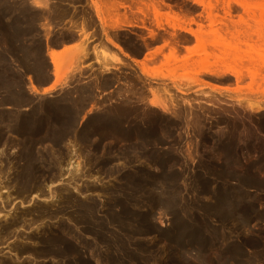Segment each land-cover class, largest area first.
Masks as SVG:
<instances>
[{
	"label": "rangeland",
	"instance_id": "1",
	"mask_svg": "<svg viewBox=\"0 0 264 264\" xmlns=\"http://www.w3.org/2000/svg\"><path fill=\"white\" fill-rule=\"evenodd\" d=\"M17 1L18 3L27 2V0ZM199 1L206 8L203 5L195 4L194 0H85V2L81 0L80 3H77L84 9L90 10L92 17L90 19L94 21L93 27L98 32L102 29H96H99V25L102 26L97 21L93 4L111 6L110 17L112 19L128 20V22L131 20L132 22H130L134 25L143 19L142 10L143 14L148 15L144 18L145 27L147 26L148 29L151 28L150 25L155 28L156 23L151 5L155 3H160L158 11L161 20H172L174 13L169 10L168 6H170L177 12L181 9L179 11L182 12L181 16H185L181 17V20H185L186 27L189 28V20L202 24L199 35L208 42V50L196 49L195 39L190 34L177 30V34L181 35L177 39L178 53L170 55V47H165L166 49L164 48L160 53L161 56L159 54L160 58L157 56L154 62L146 63V68L156 77L154 79L151 77L149 80L142 76L143 82L134 79L138 84H136L137 86L128 85V87L126 85L121 87L122 89L127 88V92L121 94L122 96L126 94V98L128 96V104L136 106L140 104L139 108L142 107L141 111L145 114H151L154 111V114H151L154 117L156 115L164 116V118L168 117L173 119L172 121L179 122L182 121V117L172 113L173 109L187 108L192 112L195 111L196 114V111H199L200 119L199 117V120L196 119L199 121L197 125L186 126L181 123L182 126L178 124L179 126L172 127L173 129L167 134L162 131L164 129H161L160 125L155 124L154 127L157 126L155 130H158L156 137L158 139L160 137V139L155 140V137H152L149 145L143 144L142 146H138L137 140H126L118 134L110 137L92 133L79 134L77 130L86 123L89 116L95 113L101 114L108 106L118 104L123 97L119 95L117 86L109 88L87 87L85 88L86 92L80 88L76 89V87L74 90L70 83L76 79L72 75L77 70L72 71L75 67L70 66L71 61L68 63L69 65L67 64L71 70L68 69L65 74L61 82L62 88L59 85L56 90L51 93H44L45 95H39V93L37 95L28 91V94L33 98L32 100L37 101L36 103L33 102L34 104L30 103L31 106L28 104L29 102H26L25 106H22L24 102L15 106L9 102L2 103L0 101V147H8L6 151L10 154L11 159L17 154L15 153L17 152L16 147H28L33 155H28L29 152L27 151H25V155L23 152L22 164H29L33 169L35 167L45 191V195L40 197L35 196V194L32 197L29 195L30 203L17 199L13 200L12 205L6 209L15 206L17 210H22L30 207L33 202L47 205L56 200V206L52 208L58 207L61 213L55 218L45 216L41 220L42 223L41 221L38 222L43 225L41 227L47 229L49 226L56 229L59 223L64 224L70 228L69 236L65 239L71 246L80 248L79 259L65 254L63 250L65 245L59 244L55 247L59 251L58 255L45 253L40 254L41 256L38 258L34 257V259L31 255L26 254L17 260L14 252L7 247L8 243H11V239L8 243L0 245V260H5L3 264H21L22 262L24 264H79L81 261L88 264H177L176 262L178 264L179 262L181 264H250L251 261L253 262L251 264H264V242L259 249L245 247L242 254L244 256L235 255L229 258L230 253L227 254L223 251L224 249L229 251L228 245L230 246L234 242L240 244L242 240L251 235L259 237L260 233L258 232L264 230V218L251 221L247 227H241L242 229L237 223L242 213L247 210H250L251 218L256 215L252 213L254 210L257 214L264 210V199H262L264 194V149L260 145L261 142L255 146V137L247 133L248 128L254 132L256 137L258 136L257 138L264 141V130L261 131L258 128V120L264 116V107L262 106L264 105V0ZM142 3L146 4L149 9L144 7ZM149 5L151 6L149 7ZM227 5L230 6L229 11L226 9ZM209 6H212L210 18L207 11L204 10L209 9ZM99 13L102 16L108 15L106 10ZM40 21L42 23L43 20ZM41 23H38L37 28ZM195 23L190 24V28L197 31L198 27ZM134 25L124 28V30L129 29L127 34L131 32L135 35L134 38L131 36L135 42L130 41L131 43H129V56L124 57L131 64L133 63L132 58L137 56L136 58L140 60L145 53V48L140 49L141 41L136 40L137 35L145 34V30ZM41 26L40 28H42ZM93 27L87 28L86 32L89 33ZM40 28L38 31L42 32L43 35V29ZM164 29L158 30V38L160 35H165L164 41L168 42L167 37L169 36L167 35L172 29L167 26ZM34 30L36 29L34 28ZM116 31L117 29L115 31L108 30V36L111 33L113 35ZM40 33L38 35L39 41L40 38L42 39ZM89 34L94 35V32ZM102 38L104 39V35ZM119 39L123 38L119 37ZM90 40H93L92 44L100 42L96 36ZM216 41L218 45L210 44ZM153 44L159 46L160 42ZM132 46L136 48L132 49ZM186 47H189L190 50L184 49ZM133 50L136 52L134 54L137 55L132 54ZM235 50L242 57L238 53L235 54ZM188 52L189 54H187ZM185 54L187 55L185 56ZM237 54L239 59L236 57ZM164 55L169 59L161 60ZM17 56L12 55L9 61L15 70H19L16 61ZM186 58L188 62L184 63ZM90 60L84 59L83 70L87 68ZM47 61L49 64V58ZM132 65L131 68L137 69L134 64ZM127 67L119 70V72L122 71V74L127 71L132 72V69ZM49 68L51 74V64H49ZM204 70L207 71L204 72ZM209 70L215 74L216 72L223 74L212 75ZM236 71L243 75L240 80H236V77L231 74ZM30 75L33 76L27 74L26 76L23 75L21 79L28 83L27 77L32 78ZM83 75L88 76L89 72H85ZM169 77H173L177 81L173 83ZM81 80L84 81V79ZM66 84L70 86H64ZM27 85L29 86V84ZM1 87L0 99L8 94L5 91L8 90V87L5 85ZM133 88L138 91L135 92ZM143 89L145 92L139 93ZM133 94L135 95L133 96ZM60 95H63L64 99L66 97V100H61V104L65 105L61 106L62 109L61 107L58 109L61 118L58 123L55 121L53 125L50 124L49 112V115L44 113V116L42 110L41 114L43 115H38L40 118L37 116L29 122L28 126V121L24 117L34 107L40 110L38 101L49 100V98L54 101L53 97ZM142 95L144 99H141ZM79 97L87 98L79 100ZM70 99L72 102H69ZM74 99H78L75 105ZM137 99L140 102H137ZM174 99L179 102H174ZM250 104H259L261 109L252 110L249 108ZM191 105L194 106L191 107ZM47 111L49 110L47 109ZM17 115L21 117L20 120L15 119ZM23 120L25 121L23 122ZM10 124H15L16 127ZM141 126L145 128V124H141ZM68 161H71V167ZM160 161H167V165ZM72 162L74 165H78L75 170L72 168ZM69 167L70 169L67 170ZM5 190L7 189H2V191ZM52 195L55 197L51 201L50 196ZM65 196H71L70 202L63 201ZM244 196L248 197L245 198ZM237 198L240 201L236 200ZM215 200L217 202L223 201L221 202L222 208L232 213L231 215L234 217L231 219L232 221L230 219V222L218 220L219 215L215 211H211V205L216 203ZM243 200L246 201L243 203ZM82 201L93 202L95 207L94 217L89 218L91 221L88 220L89 225L80 223L82 221L77 219L79 217L74 213L76 212L75 205ZM246 202L248 205L245 204ZM234 204L235 206H233ZM229 206L235 207L236 211L233 210L232 212L233 208ZM236 207H242V210ZM126 210H129L132 215H125ZM243 210L245 211L243 212ZM175 215H179L181 219L188 221L193 228L197 229L200 235L199 241L194 238L195 233L193 236L190 235L192 237H186V240L184 239L182 242L172 241L165 237L164 233L160 234V231L165 232L173 229L176 224ZM236 215L239 216L238 219ZM36 225H30L20 232L26 236L34 230ZM101 226L102 229L104 228L102 230L104 240L96 238L97 230ZM88 227L91 228V232L86 230ZM238 230L240 231L238 232ZM207 239L210 244L207 243ZM24 242L27 243L26 245L33 246L28 239Z\"/></svg>",
	"mask_w": 264,
	"mask_h": 264
},
{
	"label": "bare ground",
	"instance_id": "2",
	"mask_svg": "<svg viewBox=\"0 0 264 264\" xmlns=\"http://www.w3.org/2000/svg\"><path fill=\"white\" fill-rule=\"evenodd\" d=\"M66 1H68V2H66ZM80 1L81 0H27V2L24 1L25 4L21 3V2H20L21 3L20 4V3H18V1L16 2V0H0V85L1 86L5 85L8 87V90H5L8 93L7 96L0 99V101H2V103L9 102L12 105L18 106V105H20V103L22 104L24 102L22 104V106L23 105L25 106V103L29 102L28 104L30 105V103H33L34 101L32 100L33 98H31V96L28 94V91L31 93L37 94V95L39 93V95H40V94H44V93L53 92L54 90H56L59 87V85H60V88H62L61 82L63 81L65 74L68 72V69L70 68V67H68V65H69L68 63L70 61L72 64V65L70 64V66L75 67L74 70H72V71L77 70L76 72H73L75 74L72 75L76 79L73 78L74 82L71 81L73 83H70L72 85L71 87H73V89L76 87V89L80 88V89H83V91H85V88H87V87H89V88L90 87L109 88L112 86H117L118 87L117 91H119L120 92L119 95L122 96V94H121L122 92H124V93L127 92V88L126 89L123 88L124 89V91H123V89L121 88L122 86L124 87L126 85L127 86L131 85L134 87V86L138 85L134 81V79L142 81L143 80L142 76L145 77L146 79H149V80L151 77L153 79L156 77L151 72H149V70L146 68V63L149 61L154 62V59L157 56L159 57V54L163 51V49L165 47H170L169 48L170 55H175L176 53H178L177 50L179 48L177 45L178 44L177 39L179 38L178 36H181V35L177 34V30L190 34L195 39V43H196L195 48L196 49H199V50L204 49V51L208 50L207 49L208 48V42L205 39L201 38L199 35V33H201L202 24L195 23L193 20H189L190 21V23H188L189 28L186 27L185 20H181V17H185V16H181L182 12H179L181 9L177 12L176 10H173L172 7H170V6H168L169 10L172 11V13H174L172 20H170V19H164V20L162 19L161 20L160 15H159V11H158V8H160L159 7L160 3L159 4L158 3L151 4L152 8H153L154 20H155L156 24H155V28H153V26L150 25V27H151L150 29H148L147 26H146L147 28L145 27V19L144 18L148 17V15L143 14L142 10H141V13L144 16L143 19H141V21H139V23H135V25H134L131 23L132 22L131 20H130L131 22L130 21L128 22V20L127 21H124V20L121 21L120 19H117V18L112 19L110 17L111 6L105 7L104 4H103L104 6H97V4H93L94 10H95V16L97 17V21L100 22V24L103 28L100 27V29H98V28L96 29V30L102 29L100 31V32H102V35L100 34V32L94 31V35L99 38L100 42H98L96 44H92L93 40H90V38L94 37V35H90L88 32H86V30H87V28L89 29V28L93 27V25H95V24L93 23L94 21L92 19H90L92 17L90 16V12H89L90 10L89 9L86 10L83 7L78 8V6L77 7L75 6V4H77L78 2L80 3ZM84 2H85V0H84ZM194 3L197 5H201V6L203 5L204 6V4L199 0H194ZM162 4H164V3H162ZM143 5H144V7H147L146 4H143ZM151 5H149V7ZM102 7H104V9H102ZM229 7H230L229 5L226 6L227 11H229ZM34 8H35V10H34ZM211 8H212V6H209V9L207 8V10L203 8L205 11H207V14L209 15V16L208 15L207 16L209 18L211 16ZM103 10H106V12L108 13L107 16L100 15L99 12L103 13ZM246 10H247V8H246ZM212 18H214V17L212 16ZM85 19H86V21H85ZM40 20H43L42 23ZM38 23H41L40 25H42L41 26L42 28H40V25L38 28L43 29V32H44L43 35L41 34L42 32L40 33V31H38V28H37ZM192 23H195L196 26L198 27L197 31H194L190 28V24H192ZM181 24H183V25H181ZM133 25L135 27H138V28L141 27L142 29L145 30L144 35L139 33V35H142V36H138L136 33V35H137L136 40H140L142 43V46L139 43V46H141L140 49L142 47L145 48V53L143 54L142 59H140V60L137 59L136 58L137 56L135 58L131 59V61L133 62L132 64H134L135 65L134 67H137V69L131 68V66L133 67V65L131 63H129V61H126L124 59V57L127 58L129 56L128 50H129V43H131L130 41H133L132 43L135 42L133 39L135 35L132 34L131 32L127 34L126 32H128L129 29L124 30V28H125V26L129 28V26L131 27ZM138 25H140V26H138ZM165 26L171 28L173 31V32L171 31L172 33L169 32V35H167L170 38L166 36L167 39L169 40L168 42L164 41L165 35H160V37L158 38V35H159L158 30H160V29L165 30L164 29ZM34 28L36 30H34ZM116 29H117V31L115 33H113V35H111L112 33L110 32L111 36L110 35L108 36V34H109L108 30L109 31H111V30L115 31ZM39 33L42 35V39L40 38V41H39V37H38ZM126 34H127V36H126ZM103 35H104V39L102 38ZM43 37H44V39H43ZM119 37L123 38V39H119ZM157 38H158V40H157ZM158 41L160 42L159 46H157V45L154 46L153 43H156ZM210 44L218 45V42L216 41L215 43H210ZM135 46H132V49H135L136 48ZM193 47H194V45H193ZM130 48H131V46H130ZM184 49H187L188 51L190 50L189 47H186ZM237 50H235L236 51L235 54L238 53ZM134 53H136V52H134V50H133L132 54L137 55ZM187 54H189V52ZM187 54H185V56ZM238 54L236 55V57H238L240 55V54L239 55ZM12 55L13 56L18 55L16 61L18 63L17 68H19V70H15L10 65L9 61L12 58ZM46 55L49 58V64H51V74H50L49 64L47 61L48 58L46 59ZM231 55H234V54H231ZM160 56H161V54H160ZM85 58H88L89 60L91 59L90 60L91 62L86 66L87 68L85 70H83L82 68L84 66H82V63H83ZM164 59L168 60L169 57H165V55H164V58L161 57V60H164ZM237 59H239V57ZM158 62H160V61H158ZM185 62H188L187 58L185 59L184 63ZM127 66L132 69V72L127 71L125 73L123 72V74H122V71L119 72V70H121L123 68L125 69ZM70 70L71 69H69V71ZM206 71L207 70H204V72H206ZM85 72H89V75L84 76L83 73H85ZM115 72H117L120 75H117ZM209 73H211L212 75L223 74L222 72H216V74H215V72L213 73L211 71ZM27 74L33 75V76L30 75L32 77L31 78L32 80L29 77H27L28 83L26 80L21 79V78H23L22 77L23 75L26 76ZM231 74L236 77V80H240L243 77V75H240V72H238V71L232 72ZM162 78L165 79V77H162ZM81 79H84V81H82ZM169 79L173 83H175L177 81L173 77H169ZM140 83H139V85H140ZM27 84H29V86ZM64 86H70V85L66 84ZM141 86H143V85L141 84ZM176 86H178V85H176ZM164 87H165V85H164ZM9 89H10V91H9ZM26 90H27V93H26ZM128 91H130V90H128ZM134 91H135V89H134ZM137 91H135V92H137ZM142 91L145 92V90L143 89V90H140L139 93L142 94ZM168 91H170V90H168ZM80 92H82V91H80ZM131 92H133V91H131ZM116 93L118 95V92H116ZM83 94H81V95H83ZM119 95H118V97H120ZM123 95H124V96H122L123 99H121L118 102V104L116 103L115 106H108L107 108H105L103 110V112L101 114L95 113V114H92L91 116H89L86 123L79 130H77L78 133L82 134V135L85 133H87V134L88 133L102 134V135L108 136V137L113 136L114 134L115 135L118 134V135L122 136L123 138H125L126 140H132V139L135 141L137 140L138 146H140V145L142 146L143 144L149 145V142L152 141V137H155V140L158 139L156 137V136H158V134H157L158 130L157 131L155 130V128L157 127V126L154 127L155 124L160 125L161 129L162 128L164 129L162 131H164L165 133L168 134V133H170L171 129H173L172 127H176L178 124L182 123V124H185L186 126H190L191 124L197 125V122H199V121H197L200 119V117L198 115V114H200V113H198L199 111H196L197 112V114H196L195 111L192 112L191 110H189L187 108H185V109L181 108L183 110H181V109L180 110H177V109L174 110L173 109L172 113L176 114V116H178V117L179 116L182 117V121H179V122L172 121L173 119H169L168 117L164 118V116L162 117V116L156 115L155 116L156 118H155L154 116L151 115L154 111L152 113L150 112L151 114H148V113L145 114L144 112L141 111L142 107L139 108L140 104L138 106L129 105L128 104V102H129L128 96L126 98V96H125L126 94H123ZM134 95L135 94H133V96ZM62 96L60 95V96H57L55 98L53 97L54 101L53 100L51 101V98H49V100H45V101L44 100L38 101V103H39L38 106H39L40 110L35 109V107L32 106V107H34L33 110L31 112L29 111L27 116L24 117L25 120L28 121L27 122L28 126H29V122H31L32 120L37 118L38 115L41 116L44 113L45 114L47 113V115L50 114L49 115L50 116L49 118L51 120L50 124L53 125L55 123V121L58 123L59 119H61L59 117L60 114L58 113V109H60L61 106L65 105V104L64 105L61 104L62 103L61 100H63V101L66 100V97L64 99V97H62ZM136 96H135V98H136ZM138 96H140V95H138ZM32 97H35V96H32ZM130 97H132V96H130ZM141 97H139V98L144 99L143 95ZM86 98H80L79 97V100L86 99ZM166 98H168V97L166 96ZM71 99L69 100V102H72ZM138 99H137V102H140V101H138ZM175 99H174V102L177 101V100L175 101ZM77 101H78V99L73 100L74 105L77 104ZM36 102L37 101H35L34 103H36ZM177 102H179V101H177ZM42 103H43V105H42ZM44 103H46V104H44ZM191 104H192V102H191ZM54 106H55V109H54ZM168 106H169V104H168ZM168 106H166V107H168ZM193 106L191 105V107H193ZM262 106L264 107V105H262ZM32 107H31V109H32ZM162 108H164V107H162ZM249 108L252 110L256 109V111L261 109L259 104H255V105L250 104ZM47 109L49 111H47ZM61 109H62V107H61ZM42 110H43V114H41ZM170 110H172L171 107H170ZM48 112H49V114H48ZM146 112H149V111H146ZM172 113H170V114H172ZM45 114H44V116H45ZM235 116H236V114H235ZM198 117H199V119H198ZM20 118L21 117H19V115H17V118H15V119L20 120ZM25 120H23V122ZM45 120H46V118H45ZM38 121H41V120H38ZM36 123L38 124L39 122H36ZM57 123H56V126H58ZM17 124H18V122H17ZM42 124H44V123L42 122ZM141 124H145V128H143L141 126ZM182 124H181V126H182ZM13 125L15 126V124H13ZM13 125H11V126H13ZM18 126H20V125H18ZM160 126H159V130H160ZM258 128L261 131L264 130V116H261V118H259ZM43 129H44V127H43ZM70 130H72V129H70ZM247 133L249 135H252L253 137H255V144H254L255 146H258V143L261 142L262 144H260V145H262L261 147L264 149V141H261V139L257 138L258 136L256 137L254 135V132L252 130H249L248 128H247ZM43 136H45V135H43ZM159 139H160V137H159ZM132 145H136V144H132ZM16 148H17V152H15V153H17V154L15 155V157H13V159H11L10 154H8V152L6 151L8 149V147H6V148L0 147V245L4 244L6 242L8 243V241L12 239L11 243H8L7 247H9V249H11L14 252V255L17 256V260H18L22 255H26V254L28 256L31 255L33 258L34 257L38 258L39 256H41L40 254H45V253L46 254H52V255H58L59 251L55 247L58 246L59 244H61V245L64 244L65 249H63V250L65 251V254H67L68 256L70 255V256H73L74 258L79 259L80 258V248L78 246H71L68 243V241L65 239V238H67V236H69L70 228H67L66 226H64V224H60V223L56 229L51 228L53 226H49L48 227L49 229L41 227V225H42L41 220L45 216L55 218L58 216V214L61 213L60 209L58 207L52 208V207L56 206L55 205L56 200L52 201L53 197H55L54 195L50 196L51 197L50 200L52 202L48 203L47 205H43V204H39L37 202L36 203L33 202V204L31 203L32 205L30 207L22 209V210H17V208L15 206L13 208L6 209L7 207L12 205L13 200L17 199V200H20V201H23L26 203H30L31 199L29 198V200H28L29 195H30V197H32V195H34V194L37 197L45 195L43 185L41 184V181L39 180L38 171L35 170V167L33 169V167L30 166L29 164H26V163L22 164L23 152L25 154V151H27V152H29L28 155H33L31 153L30 149L28 147H16ZM254 148H257V147H254ZM263 153H264V151H263ZM165 155H167V154H165ZM31 158H32V156H31ZM36 159H38V158H36ZM155 160H157V159H155ZM25 162H26V160H25ZM160 162L167 165V163H166L167 161H160ZM68 163H69V166L71 167V161L70 162L68 161ZM52 164H53V160H52ZM72 164H73V162H72ZM70 167L67 168V170L70 169ZM76 167H78V165H74V164L72 165V168H74V170ZM54 175H56V174H54ZM3 188H5L7 190L2 191ZM214 197H216V196H214ZM219 197H221V196H219ZM247 197H245V198H247ZM56 198H58V196H56ZM245 198H243V199H245ZM238 199L239 198H237L236 200H238ZM262 199H264V194L262 196ZM42 200H44V199H42ZM70 200H71V196H67V197L65 196V199L63 198V201H65V202H70ZM216 200H215L216 203L211 205L212 206L211 211L213 210L217 213V215H219V217L217 216L219 221L225 222V220L226 221L228 220L230 222V220L234 218L231 215L232 213H230L229 211L224 210V208H222L223 205L221 202H223V201L217 202ZM240 200H241V197H240ZM240 200H238V201H240ZM245 201L246 200H243V203ZM229 202H231V201H229ZM229 202H227L228 205H229ZM245 204H247V202ZM236 205L238 206L237 203H236ZM240 205H242V204H240ZM75 206H76V212H74V213L77 214L76 216L79 217L77 219H80V221H82L80 223L88 224L89 221H91V220H89V218L94 217L93 213H95L94 212L95 207H94L93 202H87V203L85 201L84 202L83 201L77 202V204ZM233 206H235V204ZM230 208H233V207H230ZM234 208L232 209V212H233V210L236 211V209H234ZM236 208L239 209L240 207H236ZM240 209L242 210V207ZM244 211L245 210H243V212ZM249 212H250V210L249 211L247 210L246 212L242 213L241 218H239V219H238L239 216L236 215V218L238 219L237 223H238V226L240 228L241 227L242 228L247 227L248 224L251 221H254L255 219L258 220V219L264 218V210H263V212H259L258 214H257L256 210H254L252 212V213L256 214L254 218L250 217ZM124 213H125V215L126 214L132 215V213L129 210H126ZM238 214H240V213H238ZM38 221H41V223L39 224ZM33 224H37V225L35 226L34 230L30 234L24 236L23 232H20V231H22V229L29 227L30 225H33ZM98 224L103 225L101 223H98ZM103 229H102V226L98 230L96 229L97 230V233H96L97 239L104 240V236L102 234ZM86 230L91 232L90 227L86 228ZM239 231L240 230H238V232ZM165 233H166V231L165 232L160 231V234H163L164 236H165ZM202 233H203V231H202ZM258 233H260L259 237H255V236L253 237L250 234L251 236L247 237V239L242 240L240 242V244L234 242L230 246L228 245L227 249L229 251H225V249H224L223 250L224 253L225 252L227 254L230 253L228 255V257L231 258L235 255L244 256L242 254L244 251L243 249L245 247H252L255 249L256 248L259 249L264 242V230H261ZM70 236H72V235H70ZM164 236H163V238H164ZM26 239L30 240V242H32L33 246L26 245L27 243L24 242V240H26ZM261 239H263L262 242H261ZM203 241H204V239H203ZM203 241H201V242H203ZM209 242L207 239V243H209ZM37 245L39 247L41 246V248H39ZM200 246H201V243H200ZM198 251H199V249H198ZM255 252H257V251H255ZM219 253H221V252H219ZM103 257H105V256H103ZM252 257H256V256H252ZM99 258H101V257H99ZM247 259H248V257H247ZM247 259H244V260H247ZM4 261L0 260V264H3ZM176 263L178 264V262H176ZM243 263H245V262H243ZM251 263H253V262L251 261ZM21 264H24V263L22 262ZM79 264H88V263L81 261V262H79ZM179 264H181V263L179 262Z\"/></svg>",
	"mask_w": 264,
	"mask_h": 264
},
{
	"label": "water",
	"instance_id": "3",
	"mask_svg": "<svg viewBox=\"0 0 264 264\" xmlns=\"http://www.w3.org/2000/svg\"><path fill=\"white\" fill-rule=\"evenodd\" d=\"M174 221L176 224L173 230L166 231V237L175 242H182L186 237H192L195 233L196 236L194 238L198 241L200 240L199 232L188 221L181 219L179 215H175Z\"/></svg>",
	"mask_w": 264,
	"mask_h": 264
},
{
	"label": "flooded vegetation",
	"instance_id": "4",
	"mask_svg": "<svg viewBox=\"0 0 264 264\" xmlns=\"http://www.w3.org/2000/svg\"><path fill=\"white\" fill-rule=\"evenodd\" d=\"M87 3H89V2H87ZM85 5H86V4H85ZM75 6H76V7L78 6V8L81 7V5H79V4H76ZM97 26H98V25H97ZM99 29H100V25H99ZM94 31H95V29H94V27H93L92 29L89 30V33H92V32H94ZM101 35H102V33H101ZM94 37H95V36H94ZM94 37H93V39H94Z\"/></svg>",
	"mask_w": 264,
	"mask_h": 264
}]
</instances>
